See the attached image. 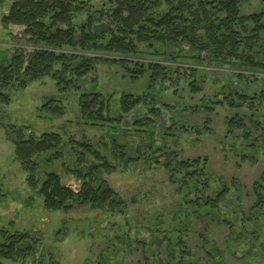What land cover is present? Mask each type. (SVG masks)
Instances as JSON below:
<instances>
[{
    "label": "rangeland",
    "instance_id": "374dc122",
    "mask_svg": "<svg viewBox=\"0 0 264 264\" xmlns=\"http://www.w3.org/2000/svg\"><path fill=\"white\" fill-rule=\"evenodd\" d=\"M92 2L103 10L95 15V23L103 28L113 4L102 7L108 0ZM11 3L12 0H3L0 4V61L2 54L8 61L17 49L25 55L34 49L24 27H6L2 22ZM241 11L262 12L264 1L243 4ZM160 49L169 56L159 62L174 68L168 79L160 78L152 89L149 73L133 81L124 78L118 68L106 65L98 66L96 72L81 80L80 89L60 90L51 77L26 88L7 87L5 92L11 101L0 102V244L11 234L28 233L29 241H21L19 247L30 249L15 260L0 257V264H178L179 247H168L161 234L172 225L177 227V219L190 225L191 231L186 243L192 256L184 259V264H213L207 254H215L217 249L224 253L219 258L226 264H264V237L256 243L244 236L235 240L224 224L231 222L241 231L240 210L249 211L255 199L254 184L264 176V70L249 69L242 60L231 58L218 65L206 52L201 53V60L207 59L204 64L187 61L196 57L187 44ZM194 68L197 70L193 72ZM90 92H101L105 100L110 99V117L122 118V124L114 120L98 127L84 118L79 97ZM124 93L144 95L145 100L123 115L118 105L119 96ZM237 93L257 99L253 104L247 101L239 106L234 97ZM228 96L233 97L235 106L228 101L223 103ZM50 100H55L51 108L58 112L44 107ZM158 108L162 117L156 114ZM235 116L245 119L247 130L229 132L227 120ZM140 120L144 121L142 126L137 124L129 130L133 122ZM13 127L24 129L26 137L34 135L37 139L44 133H57L61 138L58 149L35 158L39 163L34 178L36 188L29 185L30 174L15 157ZM141 128L144 132L136 131ZM71 137L90 142L113 167L101 175L124 202L116 212L87 206H76L70 211L45 208L39 190L48 174L57 173L61 182L75 191L82 186L70 171L76 164V151H81L78 146H71ZM55 151L63 152L62 159L47 162L45 158ZM168 151L176 160L206 157L208 171L215 175L210 182L211 192L224 185L231 187L229 201L216 212L211 211L212 219L200 211L196 215L194 209L185 205L183 193L170 182V174L163 166L170 157ZM137 154L142 158L135 160ZM85 157L87 164L98 162L92 154ZM156 157L160 163H156ZM194 196L195 193L191 195ZM240 198L242 203L238 206ZM259 225L264 231V219ZM247 226V231L251 230ZM168 237L173 238L175 245L176 235L170 233Z\"/></svg>",
    "mask_w": 264,
    "mask_h": 264
},
{
    "label": "trees",
    "instance_id": "16d2710c",
    "mask_svg": "<svg viewBox=\"0 0 264 264\" xmlns=\"http://www.w3.org/2000/svg\"><path fill=\"white\" fill-rule=\"evenodd\" d=\"M253 1L255 0H108L102 7L113 6L107 12L108 22L101 28L95 23V15L103 10L92 0H12L9 12L3 16L2 22L6 27H24V34L28 36L34 49L29 55L17 49L8 61L5 59L6 54H2L0 102L11 101V97L5 92L7 87L13 85L16 88H26L44 77L53 78L60 90L80 89L81 80L96 72L100 65L118 68L123 71L124 78L133 81L149 73V89H152L160 78L168 79V74L174 68L159 62L164 56H169L161 52L160 47L168 45H189L196 57L187 58V61L197 60L204 64L207 59L201 60V53L206 52L218 65L228 63V58H231L242 60L243 65L249 69L264 70V11L251 14L241 11L243 4ZM2 3L3 0H0V4ZM77 18L80 19L78 23ZM169 59L175 60L171 56ZM196 70L192 69L193 72ZM234 97L239 106L247 101L253 104L257 99L238 93ZM144 98V95L121 94L118 107L123 115L129 114L143 103ZM54 101L50 100L44 107L50 109ZM227 101L235 106L232 96L226 97L223 103L226 104ZM109 105L110 99L105 100L101 92L82 93L79 97L82 116L98 127L114 120L122 124V118L110 117ZM150 112H154L153 109ZM156 114L162 117L159 108ZM166 120L170 121L167 117ZM143 122H133L129 130L137 124L142 126ZM227 123L230 133L233 129L247 130L244 118L235 116L227 120ZM12 130L16 135L13 140L15 157L30 174L29 185L36 188L38 183L34 178L39 163L35 158L58 149L61 138L57 133H44L41 138L36 139L34 135L26 137L22 128L16 130L13 127ZM136 131L144 132V129ZM69 143L74 149L78 146L81 150L76 151V164L70 171L81 180L82 186L75 191L64 185L57 173L48 174L39 190L44 197L45 208L70 211L76 206H87L101 212H116L124 202L102 178L101 173L111 172L113 169L107 158L88 141L80 142L71 137ZM87 154L94 155L98 162L87 164ZM168 154L170 157L163 166L170 174V182L183 193L185 205L194 209L196 215L203 212L204 216L212 219L211 211L216 212L222 203L229 201L231 187L224 185L221 190L210 191L211 178L215 175L212 176L213 173L208 171L206 157L176 160L172 152L168 151ZM62 157L63 152L55 151L45 160L52 162L61 160ZM140 158L142 156L137 154L134 159ZM156 159V163H160L159 157ZM254 191L255 199L249 211L240 210L241 231L231 222H224L235 240L244 239V236L246 240L252 238L256 243L259 238L264 237V231L259 225L264 219V176L255 182ZM193 193L195 196L191 197ZM241 203L240 198L238 206ZM176 223L177 227L172 225V228L170 226L162 233L157 232L163 234L162 239L168 242V247H179L177 256L180 258L177 262L184 264V259L192 256L186 243V237L191 235L190 225L181 224L178 219ZM247 225L251 230L247 231ZM170 233L176 235L175 245L172 244L173 238L168 237ZM2 237H6L5 233H2ZM29 239L28 233L11 234L0 244V257L15 260L17 255L28 252L30 248L23 250L19 246L21 241ZM262 246L264 249V243ZM248 253L252 255L253 252ZM223 254L217 249L215 254L209 253L207 256L211 257L213 264H226L219 258Z\"/></svg>",
    "mask_w": 264,
    "mask_h": 264
}]
</instances>
